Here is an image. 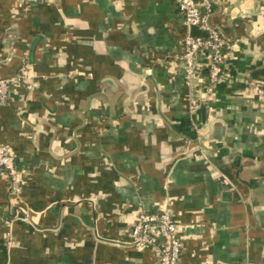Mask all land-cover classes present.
Returning <instances> with one entry per match:
<instances>
[{
	"label": "crops",
	"instance_id": "obj_1",
	"mask_svg": "<svg viewBox=\"0 0 264 264\" xmlns=\"http://www.w3.org/2000/svg\"><path fill=\"white\" fill-rule=\"evenodd\" d=\"M229 40L221 79L190 77L178 0H0V78L33 88L0 106V175L16 244L0 264H159L130 244L140 211L170 206L179 264H264L262 0H210Z\"/></svg>",
	"mask_w": 264,
	"mask_h": 264
},
{
	"label": "built area",
	"instance_id": "obj_2",
	"mask_svg": "<svg viewBox=\"0 0 264 264\" xmlns=\"http://www.w3.org/2000/svg\"><path fill=\"white\" fill-rule=\"evenodd\" d=\"M261 13L264 14V0ZM184 14L185 24L197 28L201 33L189 32L183 39V52L180 56L190 77H197L203 69L207 71L206 89L213 91L221 79L227 58L229 40L222 31L210 23L212 4L210 0H178ZM31 65L23 59L18 73L13 77L0 78V106L9 100L13 87L23 85L33 88ZM255 89L264 96V84L255 83ZM23 170L16 165V157L7 146L0 144V175L7 177L10 192L17 198L21 192L20 176ZM6 226L4 244L11 249L16 244L11 229V221L0 216V227ZM130 244L136 248L151 247L157 254L159 264H179L182 252L180 226L170 206L157 211L139 212L130 232Z\"/></svg>",
	"mask_w": 264,
	"mask_h": 264
}]
</instances>
